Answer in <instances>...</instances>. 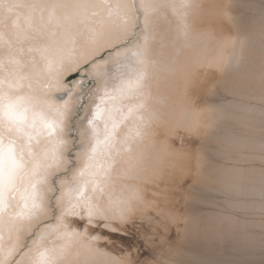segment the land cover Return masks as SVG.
<instances>
[{
  "label": "snow or ice",
  "instance_id": "obj_1",
  "mask_svg": "<svg viewBox=\"0 0 264 264\" xmlns=\"http://www.w3.org/2000/svg\"><path fill=\"white\" fill-rule=\"evenodd\" d=\"M180 192L264 264V0H0V264H200Z\"/></svg>",
  "mask_w": 264,
  "mask_h": 264
},
{
  "label": "bare ground",
  "instance_id": "obj_2",
  "mask_svg": "<svg viewBox=\"0 0 264 264\" xmlns=\"http://www.w3.org/2000/svg\"><path fill=\"white\" fill-rule=\"evenodd\" d=\"M188 182L189 184L192 183L191 178H188ZM185 189L191 191V189L187 188V185H185ZM209 194L215 195V193ZM199 195V193H193V196ZM179 206L187 208L197 219L193 220L187 231L184 230L185 224L182 219L179 229L176 226H172L169 230L162 231L160 235H157L158 243L167 236L168 232L173 231L176 234L177 241L174 246H169L168 244L165 247L156 248L159 250L158 253L155 252L156 256L163 255L164 258H167L169 249H179L183 253L182 259L200 262V264H226V262H233L235 264V262L244 260L259 261L262 258L259 246L261 217L258 206L257 211L252 214L243 209L234 208L222 200L216 203L215 206L209 205L210 213H205V227H207V221L212 219L215 220V226L207 228V231L203 228L200 230L196 228V224L199 222L197 209L201 207L196 200L186 195L185 192H180ZM221 221L225 222L221 223ZM249 221L255 222L254 228L249 224ZM252 231L255 232L256 247L254 253L250 254L247 246L249 243V233ZM139 243L142 247H151L149 248L151 253V244H146L143 239H140ZM225 246L230 248L231 252L223 251ZM201 248L202 250L205 249V251L209 250L210 253L206 252L208 254H203L204 252L200 253V250L197 251V249ZM148 258H151V256L149 255Z\"/></svg>",
  "mask_w": 264,
  "mask_h": 264
},
{
  "label": "rangeland",
  "instance_id": "obj_3",
  "mask_svg": "<svg viewBox=\"0 0 264 264\" xmlns=\"http://www.w3.org/2000/svg\"><path fill=\"white\" fill-rule=\"evenodd\" d=\"M167 236L165 237V238H163L164 239V241H160V242H158L157 243V236L155 237V241H154V243H151V246H152V249H155V252H159V250L158 249H156V248H162V247H165V245H168L169 244V246H174V244L176 243V241H177V237H176V234L173 232V231H170V232H168L167 234H166ZM169 235V236H168ZM166 239V240H165ZM169 241V242H168ZM163 242V243H162ZM213 242H215V241H213ZM162 245V246H161ZM144 248V250H145V254L144 255H142L141 257H140V259H145L146 258V256H148L149 257V253H150V251H149V248H151V247H147V246H145V247H143ZM200 250V251H199ZM202 248L201 249H197V251H199L200 253H203V254H208V253H210V251L209 250H206L205 251V249H203L202 251ZM223 251H228V252H231V249L230 248H228L227 246H225L224 247V249H223ZM206 252H208V253H206Z\"/></svg>",
  "mask_w": 264,
  "mask_h": 264
}]
</instances>
